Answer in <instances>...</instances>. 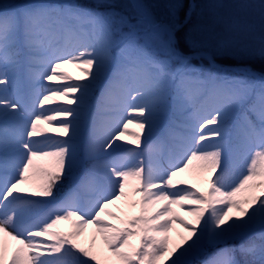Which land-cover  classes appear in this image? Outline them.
<instances>
[{
  "label": "rangeland",
  "instance_id": "rangeland-1",
  "mask_svg": "<svg viewBox=\"0 0 264 264\" xmlns=\"http://www.w3.org/2000/svg\"><path fill=\"white\" fill-rule=\"evenodd\" d=\"M188 1L181 18L184 0H142L144 13L132 0H0V62L18 61L0 69V264H264V84L215 60L264 57V0L214 2L189 26L185 55L175 33ZM80 18L88 50L60 54L63 35L51 50L49 36H73ZM31 37L54 55L43 73L27 59L40 56ZM114 79L134 85V105L103 140L94 118L125 112L107 97L123 90ZM127 160V201L158 205L124 210ZM43 170L71 175L67 192L53 197Z\"/></svg>",
  "mask_w": 264,
  "mask_h": 264
},
{
  "label": "bare ground",
  "instance_id": "bare-ground-1",
  "mask_svg": "<svg viewBox=\"0 0 264 264\" xmlns=\"http://www.w3.org/2000/svg\"><path fill=\"white\" fill-rule=\"evenodd\" d=\"M134 2V4L136 5L137 8H139L140 10H145V6L142 2V0H132ZM84 21L82 18H80L78 20V22L76 23L77 27L75 29V33L73 36H65L63 33H54L52 35H50V41L47 42L49 48L52 50V48H55L54 46V43L51 42L52 40L55 39V37H61L62 35V40H61V43L59 44H62L60 49H61V52L60 54H70L72 52H76V54H80L82 53L84 50L87 51L88 48V43H89V36H88V33H91L89 32V27H83L81 28L80 27V23ZM82 29V30H81ZM85 30V31H84ZM83 31V32H82ZM46 32H49V30L47 29ZM65 36V37H64ZM39 44V41L36 37H31L30 39V42H29V47H30V51L34 52V53H38L40 56L37 57V58H34V57H31V56H27V59L29 58V63H34L32 66H31V69H33L32 71L39 74L40 73H43L44 71H46V69L49 68L52 60H53V57L54 55L52 56V53H49L50 52V49H39V46L37 45ZM58 48V47H57ZM54 53V51H53ZM84 53V52H83ZM2 58V57H0ZM27 59L25 62H27ZM4 60H8V59H4ZM6 64V65H5ZM3 64L2 62H0V69L4 66L6 67H11V66H16L18 65V61H15V63L13 64H9V63H6ZM42 64V65H40ZM63 66H66V65H63ZM90 70L91 71H95L97 70V68L95 66H89ZM39 70V72H38ZM66 74L65 75H68L69 72H65ZM33 78L35 79V74H33ZM57 81H59V79H57L56 81L53 79H44L41 83L39 84H35L33 83L34 85V88L33 90L35 89L34 91V94L36 95H39L42 93V91L45 90V86L43 85H46V84H56ZM110 86H118V87H122V83L121 81H118L116 79L112 80L109 84ZM134 88V85L131 86V87H122L123 90H118V92H116L115 94L113 93H108L107 94V97H109L110 100H114V99H117L118 101L121 102V105L123 107V109L125 110V112L117 117H112L110 118L109 120H107V118H99L100 116H98L97 118L95 117L94 118V121L96 122V124L94 125V127H91V130H93V132L96 134V136L100 139H107L109 137V135L117 128V122L123 118L125 115H127L128 113H130L129 109H128V106H132L134 104H131L130 103V99L128 97L129 93H131V89ZM193 90H195L193 88ZM30 103H34L33 102V99H31L29 101ZM109 106H112V107H117V105H113V104H109ZM134 112V111H132ZM131 112V113H132ZM102 116V115H101ZM14 118H17V117H14V115L12 113H7V115H5V120L7 121V123H9V121H12L14 120ZM194 124L193 122L190 123V125L192 127H194ZM53 138V136H52ZM117 141V140H116ZM48 145V144H47ZM46 145V146H47ZM51 146V144H49ZM52 145L53 146H57L56 142L55 141H52ZM127 145H129V142L127 141L126 142H123V143H116V145H114V147L110 148L109 152L110 153V156L111 155H115V154H119L120 151H122ZM118 148V150H116ZM102 155V152H100V155H98V158L96 159H99L100 156ZM130 160H127L124 164H128L127 167L125 168V175L127 177V179H129V185L126 184L125 186V190H124V198H123V201H124V210H126L127 212H130L131 210V207L133 205H136V206H140L141 210L144 211L145 208H147L149 205L150 206H156L158 205L157 204V201H152V200H146L145 202H143L141 205L140 203H133V202H128L127 201V196L130 195L131 193V188H132V184H133V180L131 179L133 177V175L137 172V170L130 164ZM208 179L210 177L206 176ZM210 200H213L212 197H210ZM133 218L137 221V217L136 215H133ZM121 238H124L122 236H120Z\"/></svg>",
  "mask_w": 264,
  "mask_h": 264
},
{
  "label": "trees",
  "instance_id": "trees-1",
  "mask_svg": "<svg viewBox=\"0 0 264 264\" xmlns=\"http://www.w3.org/2000/svg\"><path fill=\"white\" fill-rule=\"evenodd\" d=\"M94 0H68V2L70 4H72L74 6V8L76 7L78 8H83L86 10H92L95 6V2H92ZM218 0H194V9L192 11L191 17L187 23V25L183 28L180 29L178 31H176V37L178 39V43L179 46L178 48L185 54V55H189L192 54L194 51L193 49L190 48V46L187 43V32H188V28L189 26H191L192 24L196 23V22H202V20H207L208 18H210L213 14V11L215 10V4ZM184 13H183V17L181 16V18H184V15L190 10L189 9V1L188 0H184ZM205 60V59H204ZM219 64L223 65V66H235V65H248L252 68V71L258 74H261L262 76H264V57L261 58H253L250 59L248 61H244V62H238L230 57H222V58H216L215 59ZM206 61V60H205ZM208 64V62H206ZM216 70V69H215ZM254 79V78H253ZM206 84H211L214 80L213 74L209 76V78L204 79ZM256 82H260L262 84H264V81H257L256 79H254ZM45 175L49 176V183H48V187L52 188V190L54 191L52 194L53 197H58L62 194H64L68 189H67V185L70 184L72 178L70 176H64L61 177V175L55 171H47V170H43ZM56 189V191H55ZM209 251V248L207 247L206 252ZM237 253L241 256L242 255V251H237ZM151 254H147L145 257V264H156L155 260L150 259ZM247 255H243V263H246V258ZM200 263V259H193L191 261H188V264H199Z\"/></svg>",
  "mask_w": 264,
  "mask_h": 264
}]
</instances>
